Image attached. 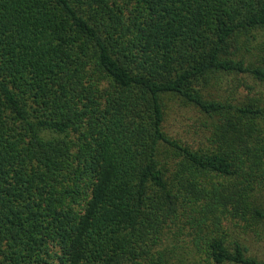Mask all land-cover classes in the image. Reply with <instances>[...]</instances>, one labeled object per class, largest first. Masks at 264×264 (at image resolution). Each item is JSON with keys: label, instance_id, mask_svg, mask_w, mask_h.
Returning a JSON list of instances; mask_svg holds the SVG:
<instances>
[{"label": "trees", "instance_id": "1", "mask_svg": "<svg viewBox=\"0 0 264 264\" xmlns=\"http://www.w3.org/2000/svg\"><path fill=\"white\" fill-rule=\"evenodd\" d=\"M264 0H0V264H264Z\"/></svg>", "mask_w": 264, "mask_h": 264}, {"label": "rangeland", "instance_id": "2", "mask_svg": "<svg viewBox=\"0 0 264 264\" xmlns=\"http://www.w3.org/2000/svg\"><path fill=\"white\" fill-rule=\"evenodd\" d=\"M256 247V250L258 252L259 255H262L264 253V243L261 244L260 243V247L254 246V248Z\"/></svg>", "mask_w": 264, "mask_h": 264}]
</instances>
